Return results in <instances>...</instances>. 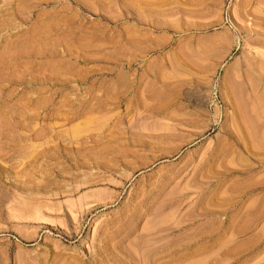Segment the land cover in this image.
<instances>
[{"label": "rangeland", "instance_id": "rangeland-1", "mask_svg": "<svg viewBox=\"0 0 264 264\" xmlns=\"http://www.w3.org/2000/svg\"><path fill=\"white\" fill-rule=\"evenodd\" d=\"M263 158L264 0H0V264H264Z\"/></svg>", "mask_w": 264, "mask_h": 264}, {"label": "bare ground", "instance_id": "bare-ground-1", "mask_svg": "<svg viewBox=\"0 0 264 264\" xmlns=\"http://www.w3.org/2000/svg\"><path fill=\"white\" fill-rule=\"evenodd\" d=\"M245 139H247V138H245ZM244 149H245V148H244ZM250 150H251V149L249 148L248 151H247V148H246L245 152L247 151L246 153H248V155H249V153H250L249 151H250ZM252 153H253V152H252ZM246 155H247V154H246ZM250 155H251V153H250ZM250 155H249V156H250ZM263 159H264V158H263ZM222 163H223V162H222ZM232 170H233V169H232ZM229 171H230V170H229ZM247 171H248V170H247ZM227 172H228V171L226 170V173H223V176H224L225 178L227 177ZM231 172H232V171H231ZM233 173H234V172H233ZM259 183H260V182H258L257 185H262V184H261L262 182H261L260 184H259ZM249 185H250V184H249ZM253 185H254V184H253ZM258 187H259V186H258ZM260 187H261V186H260ZM251 188H252V186H251ZM255 188H257V186H256ZM255 188H252V189L254 190ZM248 189H249V188H248ZM257 189H259V188H257ZM249 190H250V189H249ZM183 198H184V197H183ZM180 201H181V200H180ZM184 201H185V200H184ZM178 202H179V201H178ZM181 202H182V201H181ZM176 203H177V202H176ZM183 204H184V203H183ZM181 206H182V205H181ZM188 216H189V215H188ZM181 225H182V224H181ZM178 228H179V227H178ZM159 229H168V227H161V228H159ZM175 229H176V228H175ZM171 230H173V229H171ZM166 231H167V230H166ZM232 248H233V246H232ZM232 248H231V249H232ZM226 250H227V249H226ZM228 250H229V248H228ZM227 252H228V251H227ZM225 253H226V252H225ZM237 254H238V253H237Z\"/></svg>", "mask_w": 264, "mask_h": 264}]
</instances>
